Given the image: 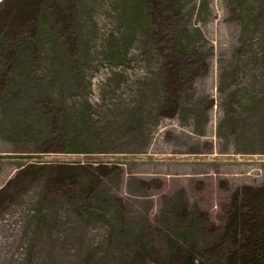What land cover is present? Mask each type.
Here are the masks:
<instances>
[{
    "label": "rangeland",
    "instance_id": "1",
    "mask_svg": "<svg viewBox=\"0 0 264 264\" xmlns=\"http://www.w3.org/2000/svg\"><path fill=\"white\" fill-rule=\"evenodd\" d=\"M136 1L46 0L42 39L0 51V264H173L151 223L262 182L264 0Z\"/></svg>",
    "mask_w": 264,
    "mask_h": 264
},
{
    "label": "trees",
    "instance_id": "2",
    "mask_svg": "<svg viewBox=\"0 0 264 264\" xmlns=\"http://www.w3.org/2000/svg\"><path fill=\"white\" fill-rule=\"evenodd\" d=\"M155 1L157 3L163 1L165 4L172 2V0ZM44 2L46 0H0L1 52H8L10 38L14 40V37H22L26 32L29 38L27 45H23L26 50L36 45L34 39L37 41L42 39L38 34L40 28L38 16L39 7L43 6ZM143 4L144 0L136 1V8ZM53 9L56 8L53 6ZM65 9L64 3L61 4L60 9H56L61 17V26L65 25V18L68 22L67 15L61 16L65 13ZM135 11L138 15L143 12L142 8V12ZM141 20L144 21L143 18ZM181 40L182 37L179 36L174 43L173 51L176 50V55H180L182 49L187 46ZM13 49L9 51L15 53ZM261 49L263 51L262 43ZM109 52L111 54V51ZM260 58L264 60V56ZM171 76L174 78L172 74ZM256 90L249 99L248 105L264 104V86ZM70 179L71 177L67 176L62 182L67 185L66 189L73 198L71 203L83 208L92 202L93 197L89 194L81 195L85 186ZM191 214L183 208L179 217L182 221L181 226H176L172 231L165 229L168 233L161 231L159 233L156 224L151 223L148 226L147 229H152L153 236L156 234L162 236L161 240L164 243L157 240L155 243L158 244L153 247L158 250L157 252L164 254V259L169 257L173 264H264V176L259 185L243 184L235 188L221 204L214 222L202 213L198 212L194 216ZM144 233L145 230L142 229L135 240L131 262L135 261L140 253L150 252L144 240ZM146 255L148 254L142 256Z\"/></svg>",
    "mask_w": 264,
    "mask_h": 264
}]
</instances>
